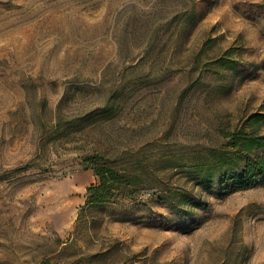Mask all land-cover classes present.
I'll use <instances>...</instances> for the list:
<instances>
[{
	"label": "rangeland",
	"instance_id": "374dc122",
	"mask_svg": "<svg viewBox=\"0 0 264 264\" xmlns=\"http://www.w3.org/2000/svg\"><path fill=\"white\" fill-rule=\"evenodd\" d=\"M263 59L264 0H0V264H264V184L185 169L264 113ZM89 150L145 156L176 208L151 191L79 219Z\"/></svg>",
	"mask_w": 264,
	"mask_h": 264
},
{
	"label": "trees",
	"instance_id": "16d2710c",
	"mask_svg": "<svg viewBox=\"0 0 264 264\" xmlns=\"http://www.w3.org/2000/svg\"><path fill=\"white\" fill-rule=\"evenodd\" d=\"M225 58L219 59L221 65L239 73L236 60ZM254 66L264 71V59ZM100 110L106 117H111L115 112L114 107L109 105ZM84 116L91 117L93 113ZM76 121L72 122L76 124ZM62 123L59 117L54 129L61 130ZM263 123L264 113L257 112L250 114L240 124L222 129L220 133L223 141L220 145L208 148L199 160L185 165L188 179L196 187H214L221 192L264 184V133L261 132ZM80 160L86 168L94 171L98 183L88 187L86 206L79 219L87 209L108 203L146 204L141 196L151 191H154L158 202H165L171 208H176L175 195L167 187L163 177L149 171V160L145 156L132 152L108 155L98 150H89L81 153ZM32 166V163H28L16 171L20 173ZM186 191L183 190V196L187 195Z\"/></svg>",
	"mask_w": 264,
	"mask_h": 264
}]
</instances>
